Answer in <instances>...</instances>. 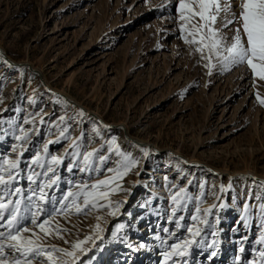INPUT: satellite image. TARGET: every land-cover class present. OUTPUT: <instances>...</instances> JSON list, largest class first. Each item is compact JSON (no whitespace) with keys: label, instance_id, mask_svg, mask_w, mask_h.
Listing matches in <instances>:
<instances>
[{"label":"rangeland","instance_id":"rangeland-1","mask_svg":"<svg viewBox=\"0 0 264 264\" xmlns=\"http://www.w3.org/2000/svg\"><path fill=\"white\" fill-rule=\"evenodd\" d=\"M218 3L212 23L180 0H0L8 264L23 227L45 250L32 264H264V79L223 66L243 0Z\"/></svg>","mask_w":264,"mask_h":264},{"label":"snow or ice","instance_id":"snow-or-ice-1","mask_svg":"<svg viewBox=\"0 0 264 264\" xmlns=\"http://www.w3.org/2000/svg\"><path fill=\"white\" fill-rule=\"evenodd\" d=\"M180 8L182 12L190 13L192 17H195L196 15H199L201 20L210 21L212 23L216 20V14H218L221 11V6L218 3V0H200L199 2V13L193 11L192 7H190L189 4L185 3V0H180ZM214 8L215 13L211 15H207L209 13V10ZM229 9L226 6L224 8V11L227 12ZM182 19H188V17L183 16ZM237 21H242V27L243 31L247 37L246 46L241 40L240 36V30L236 29L235 35H234V43H232L229 47L225 49L227 52V55L222 56L221 60L223 62V66L225 68L228 67L229 64H244L247 63V65L252 69L254 73H256L261 79H264V0H243L242 4V11L239 13V16H237L235 13H232V19L227 20L224 24L225 27H227L229 24H233ZM209 36L208 40L211 41L210 44L207 46L210 50L212 49H219L220 41L213 39L214 36H216V32L213 31L211 27L208 28ZM195 43L196 41H192ZM200 43H204V37H201ZM197 51H201V49H197ZM217 56H220L219 51H217ZM262 104H264V100L261 101ZM94 154L89 152L85 157V161H87L90 157H92ZM101 161H103L105 158L101 156L99 158ZM125 160H128V157H125ZM15 163H12L10 167H15ZM5 183L4 178L0 176V184ZM101 184H107L108 181H101ZM98 185H92V188H97ZM17 192H19V189H16ZM80 193L75 194L73 197L72 203L75 204V197L79 196ZM84 195V204L88 205L89 203V196L91 193H83ZM67 199V197H65ZM0 210L7 211V205L4 203H0ZM77 210L79 211V207L77 206ZM39 211H44L43 208H38ZM19 213V201H16V207L9 211V219L8 224L10 227H16V225L19 223L17 221V215ZM37 212L32 213V224L37 225V221L35 219ZM4 216L2 214V211H0V220H3ZM23 219V217H21ZM47 223V221L40 223L37 225L42 231L45 232V235L48 234V230L44 227V224ZM28 228H18L15 233L9 232L8 239L15 241L16 243H13L9 245L10 248L15 249L16 252L20 253L19 258L14 259L11 264H32V260L36 257H39L41 255H45V250L41 246V244L38 242L39 237H37L35 240L28 239L24 240L20 233L21 232H27ZM59 231V230H58ZM0 235H3V233H0ZM35 235V233H33ZM78 247V245L74 246ZM174 249H179V245H173ZM4 251L5 246L3 244H0V264H8V261L4 258ZM53 251H57L62 253L65 256L72 257L74 256L73 252H66L64 249H53ZM177 254L183 255V251H179ZM264 255V253H262ZM167 258V257H166ZM50 264H53L52 258L49 255L48 256ZM62 264H66V262H62Z\"/></svg>","mask_w":264,"mask_h":264},{"label":"bare ground","instance_id":"bare-ground-1","mask_svg":"<svg viewBox=\"0 0 264 264\" xmlns=\"http://www.w3.org/2000/svg\"><path fill=\"white\" fill-rule=\"evenodd\" d=\"M239 23L242 25V21H239ZM242 32H243V30L241 29V30H240V36H241V40H242V42H243V41H244V36L242 35ZM243 34H244V33H243ZM243 43H244V42H243ZM0 49H1V48H0ZM11 61H13V60L11 59ZM11 61H10V62H11ZM13 62H14V61H13ZM21 64H23V63H21ZM6 65H7V64H6ZM30 65H31V64H30ZM19 67H20V66H19ZM33 68H35V67L33 66ZM35 69H38V68H35ZM38 70L41 71V69H38ZM43 73H44V72H43ZM61 93H63V92H61ZM65 94H66V93H65ZM73 107H74V106H73ZM78 107H79V106H78ZM74 108H75V107H74ZM85 117H86V116H84V118H85ZM99 119H100V118H99ZM102 122L104 123L105 121L102 119ZM103 123H102V125H104ZM99 124H100V123H99ZM104 126L107 127V128L110 127V126H108V125H107V126L104 125ZM110 128H113V127L111 126ZM127 132H128V134L130 135L129 130H128ZM138 142H139V143H143V144L145 143V142H141V141H139V140H138ZM136 144H138V143H136ZM139 146H142V147H143V146H145V144H144V145H140V144H139ZM147 148H148V147H146V148H144V149H145V150H148ZM150 149H151V148H150ZM190 162H191V161H190ZM209 167H210L211 170H214V171H215L216 173H218V174L222 173V172L216 170L214 167H211V166H209ZM103 263L114 264V262H113L112 260H111V262H108V260H105V259H102V258H101V259H100V264H103Z\"/></svg>","mask_w":264,"mask_h":264},{"label":"water","instance_id":"water-1","mask_svg":"<svg viewBox=\"0 0 264 264\" xmlns=\"http://www.w3.org/2000/svg\"><path fill=\"white\" fill-rule=\"evenodd\" d=\"M0 55L4 57V55H3V53H2L1 51H0ZM98 121H99V119H98ZM101 123H102V122H101Z\"/></svg>","mask_w":264,"mask_h":264}]
</instances>
